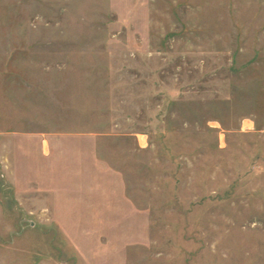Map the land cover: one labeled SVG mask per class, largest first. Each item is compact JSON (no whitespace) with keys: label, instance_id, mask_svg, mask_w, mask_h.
<instances>
[{"label":"rangeland","instance_id":"rangeland-1","mask_svg":"<svg viewBox=\"0 0 264 264\" xmlns=\"http://www.w3.org/2000/svg\"><path fill=\"white\" fill-rule=\"evenodd\" d=\"M0 264H264V0H0Z\"/></svg>","mask_w":264,"mask_h":264},{"label":"crops","instance_id":"crops-1","mask_svg":"<svg viewBox=\"0 0 264 264\" xmlns=\"http://www.w3.org/2000/svg\"><path fill=\"white\" fill-rule=\"evenodd\" d=\"M239 1H241V0H239Z\"/></svg>","mask_w":264,"mask_h":264}]
</instances>
